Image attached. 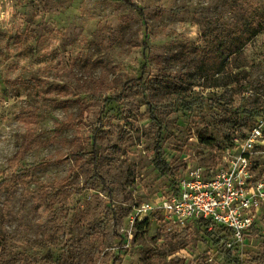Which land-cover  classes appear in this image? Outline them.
Returning <instances> with one entry per match:
<instances>
[{
    "label": "rangeland",
    "instance_id": "1",
    "mask_svg": "<svg viewBox=\"0 0 264 264\" xmlns=\"http://www.w3.org/2000/svg\"><path fill=\"white\" fill-rule=\"evenodd\" d=\"M129 1L0 0V264H264V203L233 248L139 211L260 122L264 182V0Z\"/></svg>",
    "mask_w": 264,
    "mask_h": 264
},
{
    "label": "built area",
    "instance_id": "2",
    "mask_svg": "<svg viewBox=\"0 0 264 264\" xmlns=\"http://www.w3.org/2000/svg\"><path fill=\"white\" fill-rule=\"evenodd\" d=\"M263 123L256 124L240 142L236 154L225 156L212 175L200 168L178 177L165 194L140 205L143 213L159 212L176 223H205L219 228L228 248L238 247L250 232L257 210L264 203V182L253 179L249 157L261 138Z\"/></svg>",
    "mask_w": 264,
    "mask_h": 264
},
{
    "label": "trees",
    "instance_id": "3",
    "mask_svg": "<svg viewBox=\"0 0 264 264\" xmlns=\"http://www.w3.org/2000/svg\"><path fill=\"white\" fill-rule=\"evenodd\" d=\"M125 2L129 5V6H132V7H135L136 5L131 3L129 0H125ZM159 134H158V138H159ZM155 150H156V153L158 154L159 153V150H158V147H155ZM159 155V154H158ZM161 162V161H160ZM10 180V178H8Z\"/></svg>",
    "mask_w": 264,
    "mask_h": 264
}]
</instances>
